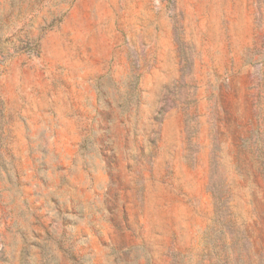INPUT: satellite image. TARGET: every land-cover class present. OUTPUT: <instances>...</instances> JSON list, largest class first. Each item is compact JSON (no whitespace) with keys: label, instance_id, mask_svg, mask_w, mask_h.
I'll return each instance as SVG.
<instances>
[{"label":"rangeland","instance_id":"obj_1","mask_svg":"<svg viewBox=\"0 0 264 264\" xmlns=\"http://www.w3.org/2000/svg\"><path fill=\"white\" fill-rule=\"evenodd\" d=\"M0 264H264V0H0Z\"/></svg>","mask_w":264,"mask_h":264}]
</instances>
